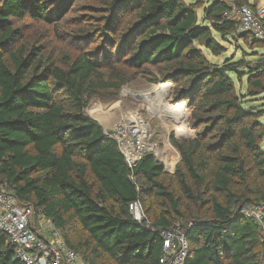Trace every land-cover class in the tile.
Segmentation results:
<instances>
[{"label":"trees","instance_id":"obj_1","mask_svg":"<svg viewBox=\"0 0 264 264\" xmlns=\"http://www.w3.org/2000/svg\"><path fill=\"white\" fill-rule=\"evenodd\" d=\"M77 1L0 0V181L89 264H160L161 231L176 227L189 243L185 264H261L264 238L240 208L264 202V110L244 106L264 94V46L223 18L228 3L257 6L208 0L200 19L185 0H97L98 13L85 20L92 29L76 37L102 45L92 57L59 66L39 38L19 45L15 22L57 25ZM234 41L254 60L216 65L203 54L221 56V43ZM139 74L172 83L170 108L190 111L195 138L172 140L180 160L171 186L153 153L130 179L116 140L86 113L90 98L112 96ZM232 76H246L244 94ZM134 201L149 225L131 216ZM74 225L85 234L75 243ZM0 264H22L2 233Z\"/></svg>","mask_w":264,"mask_h":264},{"label":"rangeland","instance_id":"obj_2","mask_svg":"<svg viewBox=\"0 0 264 264\" xmlns=\"http://www.w3.org/2000/svg\"><path fill=\"white\" fill-rule=\"evenodd\" d=\"M185 1L198 5L197 14L201 19L203 9L208 6V0ZM246 1L251 5L264 7V0ZM97 7H99L97 0H79L75 3L74 9L68 16L57 25L48 26L32 19L15 22V27L22 28L23 32V39L19 42V45L28 47L39 38V42L44 46L46 52L54 58L56 64L59 66H64L67 62L83 53L92 57L93 54L100 51L102 45L97 41H89L87 38L78 39L76 37L83 36L92 29V27L86 24L85 20L87 15H96L98 13ZM221 45L226 49V53L218 57L211 55L208 50L202 48L203 54L210 63L221 65L231 57H235V60H238L243 55H246L249 61L254 60L252 55L255 52L242 41H234L233 43L222 42ZM254 51L258 54L261 53L260 49H255ZM107 68L108 66H105L103 70L105 77L108 75ZM122 71L128 73L127 68ZM232 78L236 85L237 93L244 94L246 76L242 78L241 83L237 82L235 77L232 76ZM163 84L166 83L159 85ZM159 85L148 83L146 78L142 74H139L112 96L103 95L90 98L87 102L86 113L98 121L104 129L111 131L117 129L125 119L131 121V123H137L135 118L142 119V123L151 131V142L157 147L159 156H161V158L157 157L155 159L164 167L165 177L162 181L166 185L171 186L172 180L170 176L174 174L176 165L180 160V155L172 145V140H193L195 132L190 125V111L187 109L186 104L179 106L185 114L183 125L169 119L163 123L159 116L153 113L148 102L142 96L151 94L155 87ZM172 87L173 84L170 83L169 94H167L165 99L168 108L172 107L170 106L172 97L170 89ZM245 100L244 106L246 108H253L255 111L264 110V94L254 99L245 98ZM259 121L264 125V115ZM183 126L184 129L181 130ZM262 146L264 147V141ZM161 153L164 157H162ZM151 200V198L148 199V201ZM70 238L75 243L79 239H85V234L78 226L74 225L72 226ZM101 261L103 264H110L104 257Z\"/></svg>","mask_w":264,"mask_h":264},{"label":"built area","instance_id":"obj_3","mask_svg":"<svg viewBox=\"0 0 264 264\" xmlns=\"http://www.w3.org/2000/svg\"><path fill=\"white\" fill-rule=\"evenodd\" d=\"M228 5L229 10L223 14V18L235 23L236 33L248 34L264 46V7L257 6L253 9L249 5ZM135 119L137 123L125 119L113 130L114 135H111L131 171L130 179L133 178V169L146 154L153 153L157 158L159 152L151 142V131L142 123V119ZM109 131L111 130L105 129L106 133ZM128 208L135 221L149 225L139 201L131 202ZM240 215L253 221L264 238V202L243 205ZM0 233L7 237L15 258L22 264H89L66 245L49 220L41 215L37 216L32 206L19 204L1 181ZM161 238L162 256L159 263L185 264L189 243L184 234L177 227L169 228L161 231ZM261 264H264V251L261 254Z\"/></svg>","mask_w":264,"mask_h":264},{"label":"bare ground","instance_id":"obj_4","mask_svg":"<svg viewBox=\"0 0 264 264\" xmlns=\"http://www.w3.org/2000/svg\"><path fill=\"white\" fill-rule=\"evenodd\" d=\"M170 83H166L163 85L156 86L151 94H146L142 96L144 100H146L150 106V109L153 110V113L159 116L160 120L164 123L165 120L169 119L172 121H177L183 125L184 122V111L181 107L177 108V110H171L166 105V96L169 94ZM174 121V122H175ZM184 129V126L181 127V130ZM163 153V152H162ZM161 153V154H162ZM160 154L158 153V157ZM162 157L163 154H162Z\"/></svg>","mask_w":264,"mask_h":264},{"label":"water","instance_id":"obj_5","mask_svg":"<svg viewBox=\"0 0 264 264\" xmlns=\"http://www.w3.org/2000/svg\"><path fill=\"white\" fill-rule=\"evenodd\" d=\"M114 133H115L114 131H109L110 135H114Z\"/></svg>","mask_w":264,"mask_h":264}]
</instances>
